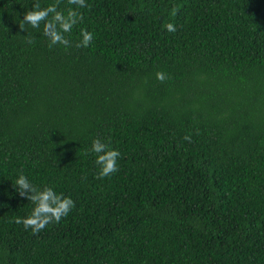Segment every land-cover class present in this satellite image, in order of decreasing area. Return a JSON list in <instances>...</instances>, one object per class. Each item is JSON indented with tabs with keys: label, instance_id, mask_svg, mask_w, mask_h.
Here are the masks:
<instances>
[{
	"label": "trees",
	"instance_id": "1",
	"mask_svg": "<svg viewBox=\"0 0 264 264\" xmlns=\"http://www.w3.org/2000/svg\"><path fill=\"white\" fill-rule=\"evenodd\" d=\"M33 2L0 0V264H264V0H86L69 48L20 30ZM20 172L75 209L14 223Z\"/></svg>",
	"mask_w": 264,
	"mask_h": 264
},
{
	"label": "clouds",
	"instance_id": "2",
	"mask_svg": "<svg viewBox=\"0 0 264 264\" xmlns=\"http://www.w3.org/2000/svg\"><path fill=\"white\" fill-rule=\"evenodd\" d=\"M33 3L34 8L23 13V19L19 25L20 30L26 32L25 25L39 29L43 23V34L49 40V48L56 45L71 47V41L65 34H70L76 25L83 23L84 15L78 9L89 7L86 0H67L68 5H75L76 8L68 7L66 12L60 9L62 0H55L46 7H42L39 0H34ZM173 15H175V9H173ZM164 27L168 32L176 31L173 23H167ZM80 37L82 39L76 43L75 47L88 48L93 42L94 34L87 28H82ZM24 39L28 44L33 43V37L30 35ZM156 79L163 83L168 76L163 71H157ZM184 140L190 143L191 135H185ZM90 151L96 155L95 164L99 169L97 179L110 177L119 171L118 160L121 158V152L118 148H113L110 142L106 143L99 138L93 139ZM13 188L20 197L34 205L29 215L14 217L13 222L23 225L26 231L30 229L33 235H38L50 224H59L76 206L70 196H65L63 193L57 194L51 186L44 185L42 188L34 186L23 172L18 174Z\"/></svg>",
	"mask_w": 264,
	"mask_h": 264
}]
</instances>
